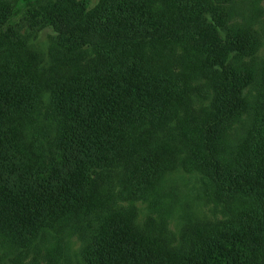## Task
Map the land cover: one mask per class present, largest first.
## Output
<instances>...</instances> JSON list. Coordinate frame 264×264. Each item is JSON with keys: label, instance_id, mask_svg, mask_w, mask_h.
<instances>
[{"label": "trees", "instance_id": "16d2710c", "mask_svg": "<svg viewBox=\"0 0 264 264\" xmlns=\"http://www.w3.org/2000/svg\"><path fill=\"white\" fill-rule=\"evenodd\" d=\"M25 2L0 4V263L62 264L75 231L82 264H264V64L241 65L264 21L231 25L217 0ZM194 89L209 106L189 109ZM181 155L223 220L168 227L161 184Z\"/></svg>", "mask_w": 264, "mask_h": 264}, {"label": "rangeland", "instance_id": "374dc122", "mask_svg": "<svg viewBox=\"0 0 264 264\" xmlns=\"http://www.w3.org/2000/svg\"><path fill=\"white\" fill-rule=\"evenodd\" d=\"M15 1V9H20L22 12H26L25 0H0V4L10 2L12 5ZM77 5L82 9L83 1L85 2V10L93 11L100 3L101 0H76ZM211 0H207L209 3ZM219 2L218 8L225 9L224 6H230L231 17L228 23L231 25L235 21L244 23L245 20L253 28L254 31L260 30V22L264 21V0H217ZM261 2V3H260ZM199 4V3H198ZM227 12V10H226ZM50 34L54 35L52 29L46 28L39 33V39L36 42V48L39 51L46 49L49 42H51ZM233 62L239 63L237 57ZM264 64V38L263 43L259 46L257 52L253 57H247L242 60L241 65L246 66L249 70L253 69L256 73H260V69ZM198 82H194L196 86ZM197 90L192 91L191 105L192 107L201 109L210 105V97H204ZM255 93V92H254ZM192 106V107H191ZM248 118H243L234 125V129L227 133L229 141L231 139L237 140L244 132V126L248 123ZM182 155L176 158L168 165L164 171V178L161 184V193L163 197L162 204L159 209H166L167 216L165 219L169 220L167 225L169 228L176 230L179 227L181 218L185 217L192 221L193 224L199 223H214L221 221L224 218L217 210L216 203L213 202L212 187L210 181L196 170H187L182 166ZM130 205L134 202L130 201ZM118 203L116 206H119ZM144 204V205H143ZM140 217L147 219L148 215H155L162 217L159 214V209L149 208L148 203H138ZM227 217V216H226ZM165 219L163 224L165 226ZM89 236L85 233H78L75 231H69L65 234V237L60 241L59 245L62 250V264H82L80 254L84 244L88 241ZM54 245V244H53ZM58 247V244H55ZM40 257V256H39ZM39 257H30L29 260L33 264H44L45 260ZM4 261V260H1ZM0 264H6L4 262Z\"/></svg>", "mask_w": 264, "mask_h": 264}]
</instances>
